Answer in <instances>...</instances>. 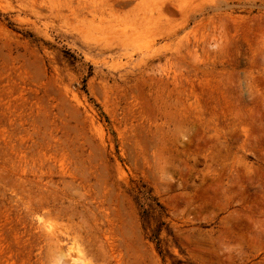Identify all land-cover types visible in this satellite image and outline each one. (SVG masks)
Listing matches in <instances>:
<instances>
[{"label": "rangeland", "instance_id": "obj_1", "mask_svg": "<svg viewBox=\"0 0 264 264\" xmlns=\"http://www.w3.org/2000/svg\"><path fill=\"white\" fill-rule=\"evenodd\" d=\"M56 249L264 264V0H0V264Z\"/></svg>", "mask_w": 264, "mask_h": 264}, {"label": "bare ground", "instance_id": "obj_2", "mask_svg": "<svg viewBox=\"0 0 264 264\" xmlns=\"http://www.w3.org/2000/svg\"><path fill=\"white\" fill-rule=\"evenodd\" d=\"M49 224V223H48ZM43 225V224H42ZM45 225V224H44ZM53 226V225H52ZM49 229V228H48ZM53 229V228H52ZM45 230V229H44ZM45 232V231H44ZM50 232H51V230H50ZM47 233V232H46ZM48 234V233H47ZM51 235L53 236L54 235V233H52L51 232ZM48 238L50 237V234H49V236H47ZM59 238V237H58ZM52 239H53V237H52ZM49 241H50V239H49ZM53 242V241H52ZM59 249V248H58ZM58 249H56V250H58ZM59 251V250H58ZM54 252V251H53ZM54 253H56L55 255V259H56V264H73V262H75V264L77 263L78 264V262L77 261H72V259H66V254L65 253H63L61 250L59 251V252H54ZM73 258V257H72Z\"/></svg>", "mask_w": 264, "mask_h": 264}]
</instances>
